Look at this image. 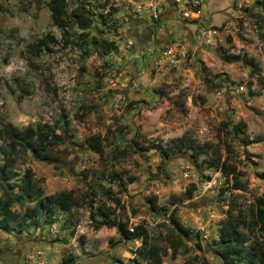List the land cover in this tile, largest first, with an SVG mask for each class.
<instances>
[{
    "label": "rangeland",
    "instance_id": "rangeland-1",
    "mask_svg": "<svg viewBox=\"0 0 264 264\" xmlns=\"http://www.w3.org/2000/svg\"><path fill=\"white\" fill-rule=\"evenodd\" d=\"M64 1L67 11L84 5L91 18L84 30L67 20V44L48 0H0V126L44 125L36 133L49 156L35 160L0 140V165L14 173L9 183L29 169L44 195L72 191L79 205L58 212L52 223L17 219L20 232L0 230V264H60L68 257L69 264H134L138 240L94 227L97 207L107 206L128 227L142 224L161 245L174 208L192 232L186 247L173 256L167 248L160 264H225L216 241L229 206L244 216L245 245L264 249L252 219L255 199L264 198V0H199L200 15L190 9L196 0H156L154 16L147 0ZM214 7L223 16L217 26L209 22ZM139 19L155 23L146 48L131 35ZM163 31L168 36L160 39ZM168 47L173 52L164 55ZM53 121L66 122L55 131L57 144L44 139ZM92 134L101 138V156L84 143ZM180 136L207 143L208 150L196 158L185 149L161 157L158 147ZM214 156L234 165L243 190L208 166ZM189 184L195 189L185 198ZM149 197L166 213L151 211ZM31 204L14 202L11 209L23 214Z\"/></svg>",
    "mask_w": 264,
    "mask_h": 264
},
{
    "label": "trees",
    "instance_id": "trees-1",
    "mask_svg": "<svg viewBox=\"0 0 264 264\" xmlns=\"http://www.w3.org/2000/svg\"><path fill=\"white\" fill-rule=\"evenodd\" d=\"M48 6L51 19L61 31L64 44L68 43V32L66 29L68 26L74 25L84 30L91 23L90 14L84 9V5L82 4L76 5L69 11H67L64 0H48ZM190 9L194 12L197 11L199 9V0H196L195 3L190 5ZM112 12H114V9H112ZM111 13H108V15ZM67 20H70L71 25H68ZM261 21L264 23L262 18ZM43 43L44 41L39 39L34 43L35 49L38 50ZM251 65L255 67L254 63H251ZM44 127V125H41L37 129L30 126L18 129L9 122H5L0 126V140L7 142L11 146L22 147L24 150L29 151L35 160L45 161L49 159L48 152L43 143L44 140L39 138L36 133L37 130H40L39 133H41ZM64 127H66V122L62 121L60 123V121H53L51 126L47 127L44 133V139H48L50 143L57 144L60 134H57L55 131L58 128ZM232 128L234 134L240 132V129L236 125ZM84 140V143L90 150L98 156L102 155L101 138L98 135H89ZM208 146L207 143L199 144L187 136H180L172 140L169 144H166L163 148L158 147V152L161 157H166L174 151L185 149L190 151L191 157L196 158L199 154L205 153L208 150ZM207 162L208 166L219 171L223 177L230 176L232 178L231 187L233 189L243 190L245 188L244 183L236 179L233 164L228 163L225 159L220 160L218 156L207 159ZM13 176L14 173L6 168L5 163L0 165V188L2 190L0 196L1 231L8 232L16 230L20 232L22 228H17V222L14 223L17 219L24 222L25 220H31L33 218H42L46 223H52L56 220L58 212L66 213L69 212L71 207L79 205L80 199L75 197L72 191H59L55 194L44 195L42 189L34 184L29 169H25L19 178L9 183ZM116 176V174L111 175V179H117ZM13 189H15L14 193H12ZM194 189V185L189 184L184 191L185 198H189ZM104 194L114 206L119 205V198L111 197V192L108 189L104 191ZM24 200H30L32 204L30 207L24 209L23 214H19L11 209L12 203L17 202L21 204ZM148 202L151 211L162 210L164 214L166 213V209H160L156 205L154 197H149ZM255 204L252 213V219L254 221L253 228L257 227L255 230L257 229L260 236L264 239V198H256ZM132 212L135 213V210L132 209ZM174 213L175 210L172 208L167 215L171 229L162 237L164 245L158 243V239L152 238L142 224L137 223L132 227H128L125 222L120 221L114 214L113 208L108 206L102 208L97 207V215L100 217V221L94 227H114L117 234L124 241L138 240V245L131 252L133 255L131 261L134 264H160L162 256L166 254V249H170V256H173L177 249L186 247L184 237L190 236L192 232L189 228L182 226L178 222ZM241 226L246 227V221L242 212L229 206L225 211V218L220 222L216 241L217 245L221 248L219 251L221 259L225 264L233 262L239 264H264V249L256 242L246 246V239L240 229ZM193 236L198 239V232H194ZM196 247L200 249L198 242H196ZM69 263H71V258L68 257L62 258L60 264Z\"/></svg>",
    "mask_w": 264,
    "mask_h": 264
},
{
    "label": "crops",
    "instance_id": "crops-1",
    "mask_svg": "<svg viewBox=\"0 0 264 264\" xmlns=\"http://www.w3.org/2000/svg\"><path fill=\"white\" fill-rule=\"evenodd\" d=\"M158 1V0H157ZM159 2V1H158ZM157 2V3H158ZM170 3L168 2V5H169ZM175 7H171V8H169L168 9V12L169 13H172L173 14V12L175 11ZM217 9H219L218 7H214L213 8V11H214V14H212L211 15V18H210V21L209 22H211L214 26L216 25H218L219 23H220V21L222 20V18H223V16H220V13L219 12H217L216 10ZM209 10V12H211V9H208ZM204 11H206V10H204ZM168 13V14H169ZM171 14V15H172ZM198 15H200L199 13H197ZM197 14H195V15H197ZM167 19H165V20H163V21H165L166 22V20H169L170 21V24L173 22V19L172 18H170V17H166ZM139 21H140V24H138V25H133L132 26V31L131 32H133V33H135L134 34V36L136 35V36H138L139 35V39L137 40L138 41V45L139 46H143V47H147L148 45H150V44H152V41H153V32L151 33V35L148 37V35L146 36V38H143L142 37V35H141V33L144 31V30H146V25L148 26V23L149 22H147V21H145V20H141V19H139ZM189 26V25H188ZM171 27L173 28V29H171L170 28V30H175V27H173V25L171 24ZM183 30H185V32H186V34L185 35H187V41H189V27L187 28H185V27H183L182 28ZM167 33H169L170 31H169V28H168V31H166ZM165 31H163L162 33H161V35H160V39L162 38V39H164V38H166L168 35H167V33H166ZM179 34H181L180 32L179 33H177V36H180ZM155 40V39H154ZM155 42H157V41H155Z\"/></svg>",
    "mask_w": 264,
    "mask_h": 264
},
{
    "label": "built area",
    "instance_id": "built-area-1",
    "mask_svg": "<svg viewBox=\"0 0 264 264\" xmlns=\"http://www.w3.org/2000/svg\"><path fill=\"white\" fill-rule=\"evenodd\" d=\"M147 6L152 10V16H154V10L157 7V1L156 0H147ZM137 11H139V9H136ZM197 11H195V13H197ZM173 52V49L171 47H168L163 53L164 55H171ZM29 258H31V256H29Z\"/></svg>",
    "mask_w": 264,
    "mask_h": 264
},
{
    "label": "flooded vegetation",
    "instance_id": "flooded-vegetation-1",
    "mask_svg": "<svg viewBox=\"0 0 264 264\" xmlns=\"http://www.w3.org/2000/svg\"><path fill=\"white\" fill-rule=\"evenodd\" d=\"M140 24V21H139ZM155 23H148V26L146 25V30H144L141 35L143 38H146V36L148 35V37L151 35V33L153 32ZM135 33L131 32V35H134Z\"/></svg>",
    "mask_w": 264,
    "mask_h": 264
}]
</instances>
